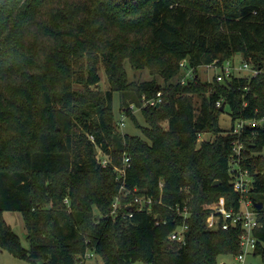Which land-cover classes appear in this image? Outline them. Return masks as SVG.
Masks as SVG:
<instances>
[{
  "label": "trees",
  "instance_id": "1",
  "mask_svg": "<svg viewBox=\"0 0 264 264\" xmlns=\"http://www.w3.org/2000/svg\"><path fill=\"white\" fill-rule=\"evenodd\" d=\"M237 56L264 64V0H0V250L30 264H79L88 250L104 264H220L238 255L242 225L212 230L206 219L217 205L240 206L229 173L236 140L255 174L251 196L264 204V125L241 136L223 130L216 103L223 99L234 121L264 117V74L221 83L197 71ZM126 60L164 83L129 81ZM99 64L105 93L93 88ZM187 68L192 79L172 82ZM114 92L143 136L117 130ZM158 92L159 106L142 105ZM204 133L213 137L199 145ZM116 168H126V195ZM137 195L153 199L150 210ZM6 211L23 215L28 248ZM257 212L252 255L264 264V206ZM184 222L185 242L170 239Z\"/></svg>",
  "mask_w": 264,
  "mask_h": 264
},
{
  "label": "built area",
  "instance_id": "2",
  "mask_svg": "<svg viewBox=\"0 0 264 264\" xmlns=\"http://www.w3.org/2000/svg\"><path fill=\"white\" fill-rule=\"evenodd\" d=\"M181 65L182 67H186V60H183L181 62ZM205 66L208 68L214 67L221 69V72L216 74L213 78V80L221 83H226L228 80H232V78L235 76L255 77L257 75L264 74V64H254L244 60L243 58L236 59V57L224 61L215 60ZM193 77V69L187 68L185 74L181 78V82L185 83ZM162 102V92H158L155 98L147 100V104L152 106L160 104ZM223 102V99H219L216 103L217 107H222L224 105ZM246 104L247 103L245 102L244 105ZM126 117V114L123 113L122 121L120 122L122 126L124 125V119ZM235 121L236 125L232 129V133L239 136L243 134L245 128H256L258 126L264 125V117L250 119L238 117ZM90 139H94L93 135L90 136ZM244 151V140L234 141L233 154L230 159L229 173L231 175V182L234 186L235 191L240 194L239 208L236 210L234 208H227L225 205H217L211 209L206 219L207 227L212 230L229 229L231 226H235L238 224L242 225V227L244 228V233L241 238V252L236 255V259L240 264H245L247 261V257L254 253L258 244V239L254 235V230L256 228L262 227V222L259 219V214L257 212L258 209L254 205L255 198L251 196V192L253 190L255 182V174L251 173L248 169H245L242 166ZM103 156L104 157L98 156L99 162L102 164V166H107L110 160L108 158V155L103 154ZM124 162L128 164L130 162V157H125ZM116 170L119 173V176L123 178L120 193H124V195H126L131 192L125 186L124 177L126 174V168H116ZM160 186H163V184L161 183ZM134 191H136V189ZM65 201L68 202V199H66ZM133 202L139 203V209L150 210L152 207L153 199L151 197L137 195L134 197ZM118 207H120V200L117 196L116 200L113 203L112 214H115ZM172 208H174V206H172ZM175 209L179 212V214L183 215L184 218L190 216V211L187 205L181 207L176 203ZM157 220L159 222L161 218ZM187 230L188 225L185 222L182 224H178L171 232L170 239L185 242ZM93 255H95V253L88 250L83 255V257L80 258L79 264H86L87 260Z\"/></svg>",
  "mask_w": 264,
  "mask_h": 264
},
{
  "label": "rangeland",
  "instance_id": "3",
  "mask_svg": "<svg viewBox=\"0 0 264 264\" xmlns=\"http://www.w3.org/2000/svg\"><path fill=\"white\" fill-rule=\"evenodd\" d=\"M241 58L240 56H237L236 59ZM124 67L127 70V74L129 77V81L131 82H141L144 80H152L155 79L160 83H164V78L159 75H153L151 73V69L146 68H135L128 60L125 61ZM99 74L101 76V81L94 85L93 88L99 89L102 93H105L110 89V85L108 82V76L105 72L104 66L102 64H99ZM198 74L202 78L203 81L206 80H212L214 76L221 72V69L219 68H208L205 65L200 66L197 68ZM185 70L183 69L182 72L175 77L172 82L180 81L183 75L185 74ZM76 89H84V86L82 84H75ZM114 114H115V124L117 130L121 133H128L130 135H139L143 136L140 129L137 127L136 123L131 119L126 117L124 119V125L122 126L120 122L122 121V115L123 111L120 109V105L122 102V97L120 93L114 92ZM196 96V95H195ZM143 106L147 104V100L145 99V95H143ZM197 98V97H196ZM131 111L133 110V113L135 114L138 122L142 125H146L144 118L141 114L142 107L135 106L134 104H131L130 106ZM165 125V123H164ZM218 125L223 130H232L233 127L236 125V121H234L232 116V111L230 106L227 104L223 111L220 112L219 118H218ZM213 137V134L211 133H204L200 136L198 144L200 145V141L204 139H210ZM103 151L98 148L97 150V156L104 157ZM98 157V158H99ZM260 200V197L257 198ZM4 218L6 222L12 227V229L19 235L21 238V242L24 247L28 248L29 242L26 239V224L23 215L20 212L17 211H6L4 212ZM220 261H223L225 264H240L239 261L236 259V256L234 255H223L219 259ZM0 264H30L27 260L21 259L15 255H13L8 250L2 249L0 250ZM86 264H104L102 258L99 255H93L91 258H89L86 262ZM136 264H142V263H136ZM245 264H263L262 260L259 256L249 255L247 257V261Z\"/></svg>",
  "mask_w": 264,
  "mask_h": 264
},
{
  "label": "water",
  "instance_id": "4",
  "mask_svg": "<svg viewBox=\"0 0 264 264\" xmlns=\"http://www.w3.org/2000/svg\"><path fill=\"white\" fill-rule=\"evenodd\" d=\"M160 104H157V106H159ZM221 110L223 111L224 110V105L221 107ZM96 154H97V150H96ZM220 182L219 181H216L215 184H219ZM254 205L255 207L258 209V210H261L264 206L263 202L262 201H257L256 199L254 200ZM160 216H157V219H159Z\"/></svg>",
  "mask_w": 264,
  "mask_h": 264
},
{
  "label": "crops",
  "instance_id": "5",
  "mask_svg": "<svg viewBox=\"0 0 264 264\" xmlns=\"http://www.w3.org/2000/svg\"><path fill=\"white\" fill-rule=\"evenodd\" d=\"M220 264H225L223 261H220Z\"/></svg>",
  "mask_w": 264,
  "mask_h": 264
}]
</instances>
